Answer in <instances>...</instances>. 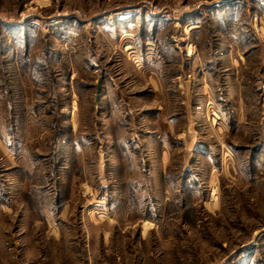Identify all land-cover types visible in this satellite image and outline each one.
I'll list each match as a JSON object with an SVG mask.
<instances>
[{"label": "rangeland", "instance_id": "rangeland-1", "mask_svg": "<svg viewBox=\"0 0 264 264\" xmlns=\"http://www.w3.org/2000/svg\"><path fill=\"white\" fill-rule=\"evenodd\" d=\"M0 264H264V0H0Z\"/></svg>", "mask_w": 264, "mask_h": 264}, {"label": "water", "instance_id": "water-1", "mask_svg": "<svg viewBox=\"0 0 264 264\" xmlns=\"http://www.w3.org/2000/svg\"><path fill=\"white\" fill-rule=\"evenodd\" d=\"M97 87H96V93H97V91H98V87H99V79L97 80V85H96Z\"/></svg>", "mask_w": 264, "mask_h": 264}, {"label": "bare ground", "instance_id": "bare-ground-1", "mask_svg": "<svg viewBox=\"0 0 264 264\" xmlns=\"http://www.w3.org/2000/svg\"><path fill=\"white\" fill-rule=\"evenodd\" d=\"M191 27H193V26H191Z\"/></svg>", "mask_w": 264, "mask_h": 264}]
</instances>
